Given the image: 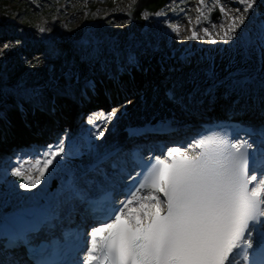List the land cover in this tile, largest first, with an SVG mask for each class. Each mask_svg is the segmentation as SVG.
I'll return each instance as SVG.
<instances>
[{
    "label": "rangeland",
    "instance_id": "rangeland-1",
    "mask_svg": "<svg viewBox=\"0 0 264 264\" xmlns=\"http://www.w3.org/2000/svg\"><path fill=\"white\" fill-rule=\"evenodd\" d=\"M26 1L36 8L33 7L34 14H39L30 30L4 29L0 25V74L3 76L0 79V114L5 117L0 120L4 123L6 120L18 121L16 117L20 116L31 128L30 123L35 117L32 114V106H47L53 101L59 107L61 103L65 104L66 95L76 98L71 92L85 80L94 83L98 91L104 89L103 94L108 88L104 100L107 96L112 102L120 93L125 97V101L143 96L145 98L143 102H146L147 94L153 90L158 91L154 93L162 95L163 84L172 83L175 87L177 80L172 77L179 69L188 68V71L177 76L180 79L185 78L189 70L195 69L197 65L194 61L192 63L194 58H202L204 55V58L210 59L216 56L215 51H211L216 44L210 45L209 38L221 35L224 37L228 32L232 39H222L221 43L229 48L227 50L231 58L218 57L222 61L221 68L224 73L210 74L215 90L224 84L229 89L240 88L243 92L250 93L252 90L259 91L260 85L264 83V73L257 71L256 68L258 59L253 54L252 47L257 44L251 33L253 27L261 29L264 35V15L260 20L248 21L252 15L251 9L260 5L262 0H169L155 13L149 14L145 10L142 12L145 18L143 27L136 26L126 16L136 0H46L50 2L49 6H52L48 12L40 9L38 0ZM90 6H93L92 10L89 9ZM215 10L219 11V15L211 20L209 16ZM261 13L264 14V7ZM10 16L11 19L14 17V20L17 17L15 20L17 23L25 21L24 17H19L15 12L10 13ZM91 17L97 21L92 23L89 21ZM66 31L81 36L83 43L87 45L80 47L77 39L68 36ZM12 32L17 35L11 36ZM263 35L261 34L258 39H261L260 42L264 45ZM55 36L62 38L59 42L62 45H57ZM98 47L111 53L101 54L102 51H99ZM117 49H122L120 50L122 52L115 54L114 51ZM261 50L264 52V46ZM167 54L171 55V59L167 58ZM241 57L243 63L230 69L234 63L233 59ZM156 65H161V73L153 76L151 81L145 84L140 83L139 88L132 87L129 81L135 71L150 70ZM11 68L13 75L15 74L13 88L17 92L16 95L11 92L6 82V74ZM200 68L210 71V67L204 63H200ZM74 74H78L77 82L72 81ZM107 74L111 75V78L105 77ZM34 77L41 79L32 81ZM115 81L119 83L118 87L114 86ZM36 84L46 85V88L40 92L30 90ZM153 84L158 87L154 88ZM22 88L28 90L24 95L20 93ZM38 93L45 96L36 100L35 94ZM238 98L240 97L235 98L236 101ZM7 101L12 102L14 106L5 105ZM116 105L117 103L109 106L103 102L96 103L90 108V112L87 111L82 116L77 124L78 128L83 130L87 123L96 122L97 129L107 130L110 124L106 117ZM219 105L224 106L225 103ZM56 106L57 112L68 110L66 105L64 108ZM30 115L33 118L27 120V116ZM68 119L69 115L65 120ZM38 124L35 128L40 133L38 136L40 140L42 134L50 130V127L45 128L42 122ZM62 137H57L58 149L61 147ZM25 145H9L8 151L1 150L0 168L23 163L30 167L37 165L36 162L41 161L37 149H33L32 145ZM26 151L27 154L24 155ZM262 173L264 169L255 174L258 180L264 179Z\"/></svg>",
    "mask_w": 264,
    "mask_h": 264
},
{
    "label": "snow or ice",
    "instance_id": "snow-or-ice-1",
    "mask_svg": "<svg viewBox=\"0 0 264 264\" xmlns=\"http://www.w3.org/2000/svg\"><path fill=\"white\" fill-rule=\"evenodd\" d=\"M247 147L201 140L152 158L139 184L145 194L91 232L87 264H241L258 228L264 244V179L249 176Z\"/></svg>",
    "mask_w": 264,
    "mask_h": 264
},
{
    "label": "bare ground",
    "instance_id": "bare-ground-1",
    "mask_svg": "<svg viewBox=\"0 0 264 264\" xmlns=\"http://www.w3.org/2000/svg\"><path fill=\"white\" fill-rule=\"evenodd\" d=\"M262 1L263 2L260 5H257V7H254V9H251L252 10L251 14L254 15V17L251 15L248 21H253V19L260 20V18H263L264 14L261 13V10L262 7H264V0ZM218 29L220 30L219 27ZM251 33H252V39L256 40L255 44H257L255 45L257 48L255 46L252 47L253 54L258 59V67L256 68L257 71L259 72L261 71V73L262 72L264 73V52H262L261 50L263 49L264 45L260 42L261 39H258L259 37H261L260 36L261 34L263 35V33L261 29H256L253 27L251 29ZM228 34L230 33L228 32ZM221 37L222 35L220 37L209 38V41H211L210 45L216 44L211 50V51H215L216 56H213L210 59L204 58V55L202 58L200 57L194 58L192 60V63L195 62L197 66L195 67V69L189 70L190 72L187 76H185V78L180 79L177 78V76L180 75V73L182 72L188 71L187 70L188 68L179 69L172 77V78H176L175 80H177L175 81L176 84L174 88L177 92L176 95L184 98L186 102L188 100L189 104H192L193 100L198 96L202 98L201 103H196V105L190 106L188 107V109L180 110L181 113L175 115V120L180 125H184L185 127L184 130L180 131L181 134L180 136L182 137V140H180L178 143L170 142V146L172 148L178 147L181 148V150H189L191 147L190 146L191 142L188 140V136L196 127L195 124L196 117L211 114L213 110L208 109L211 106L217 107L219 104L225 103L223 107L228 108L229 105H226V103L228 102L229 99H230V104H232V106L235 105L237 107H240L242 115L248 116L255 123V125L260 126L261 124H264V86L263 85H261L260 87L261 90L259 93L254 92L252 90L250 91L249 94H246V96L242 95L243 90H241L240 88L229 89L224 84L217 87L216 90L214 88V83L212 82V78L210 74L217 75V73L219 72L224 73L223 69L221 68L222 61L218 57L228 56V59L231 58L230 55L228 54L229 51L227 50L229 48H227L226 44L221 43L222 42ZM167 55H168L167 58L171 59L170 57L171 55L170 54ZM242 58L243 57L234 58L233 59L234 63L230 69L242 64L243 63ZM200 63L201 64L204 63V65L205 64L208 65L210 67V71L200 68ZM160 69H161V65L158 66L156 65L150 70L141 69L140 71H135L133 75L130 77L129 82L131 83L132 87H134L135 89L139 88V85L142 81L143 84L147 83L149 80L151 81V78L153 76L159 74ZM232 74L234 75L235 73ZM190 83L191 85H189ZM118 84L115 81L114 86L118 87ZM104 85L106 84L104 83ZM153 87L157 88L158 85L155 86L153 85ZM104 88L106 89L105 86ZM103 91L104 89L99 91L97 90L96 92L95 90H86L82 86L75 88L71 93L73 94L74 97H76V99L78 97V99L75 105L72 107V109L73 108L76 109V106L80 105L79 109L74 111L76 112V117L81 116L80 115L81 111H82V115L85 114V112L87 111L90 112L91 111L90 108L96 103L103 102L106 104H111V102L108 99L106 100L103 99L105 97ZM147 96L148 97L146 98V102H143L145 100L143 96H139L136 100L130 99L125 101L124 100L125 97H123L122 94L118 93L116 99L112 101L117 103L116 108L113 109V111L117 110V112L115 116L108 114L106 117L107 122L110 123V126L119 125V124L122 125L128 122V120L130 119L132 120V122L136 121L139 118V115L141 114H145L146 116L151 117L154 114H156V110L158 109L160 111L165 110L167 112V107L169 106V103L164 99L163 94L162 95L153 94L152 92V93H148ZM236 97H240V98H238L236 101L235 99ZM55 106L56 105L53 101H50V103L47 104V106H42V107L37 105L32 106L33 107L32 114L35 116L34 117L35 119L31 115H30L31 117L27 116V120H31L33 118V120L30 123L31 128L29 124L27 125L25 124L26 121L24 122L20 116L18 117L15 116L16 120L18 121L8 120L4 123L0 120V124H1L0 137L4 136L5 139L3 142H0V151L1 150L8 151L7 149L9 145L20 146L25 144H27L28 146L32 145V147L34 148L35 147L39 148L37 151L40 150L44 151V156L41 158V163L35 166L30 167L25 163H23L13 167L3 166L0 168V216L1 217L3 216V212L10 208L17 207L20 205H25L28 203L36 204L47 201L53 206L52 210L54 211L56 220H58V222H63L67 224L70 223L71 221H74L75 224L76 223L75 220L77 219L75 211L78 209L79 205L76 204L74 198L72 197L69 191L70 186L76 185L81 189H85L88 186H92L94 184L93 182L95 181L91 178H88V175L96 174L97 173L96 171H101L103 164L102 159L94 162L93 159L96 157L99 151L107 152L111 148L116 146L117 141L113 139V135L110 134L109 129L99 130L97 129V123L94 122V123H89L92 126V128L89 131H83L77 137L76 140L80 138V141H78L77 146L76 147L71 146L69 152L67 154L64 153L63 152L64 139L62 141L61 147L58 149L59 139L57 137L58 136L62 137V135L67 131L65 130V127L67 125H63L64 121H66L65 120L66 111L61 110L60 112L58 111L56 113ZM57 108H64V107L61 103ZM129 117L130 119H126ZM1 118H5L3 114H0V119ZM72 118H73V114H72ZM39 119L41 121H39ZM72 121L73 120L71 119V122ZM39 122H42L45 128L49 127L50 125L51 126L55 125V129L57 128V132H56L57 134H55V131L54 133H52L49 132L48 130L47 132H44L42 134L43 136H41L39 140L38 136L40 135V133L35 128L36 124H38ZM74 124L72 123L71 125ZM70 135L71 132H68L67 137H69ZM261 137L264 139V134H262L258 138ZM118 138H120V136ZM46 139L47 142H45ZM87 141L89 144L91 142L98 144V150L96 151V153H92L90 151V145L86 144ZM57 152H59V155H55V157L53 158L52 154ZM26 154L27 151L24 152V155ZM260 155L264 156V152H261ZM49 159H51V163L48 164L47 167H44L43 162ZM103 159H106V157L103 156ZM17 168H20L21 171V175L19 176L18 175L15 176L14 174ZM40 172H43L42 176L40 175ZM64 175H70L72 176L73 179L72 184L68 186V189L66 188L67 186L63 185ZM19 177H23L24 179H26L25 182L23 181L17 183L16 179ZM36 179L39 180L38 184H35V186H28L30 180H36ZM53 181H57V184L55 185L54 188L51 189V184ZM103 181L106 180L103 179ZM88 241L90 244L91 235H89ZM252 242H255L256 245L259 242V238H255L252 235ZM0 264H21V263L20 261L16 262L15 260H13V255L11 254L8 255V253L6 254L3 253L0 259ZM241 264L244 263L241 262Z\"/></svg>",
    "mask_w": 264,
    "mask_h": 264
},
{
    "label": "trees",
    "instance_id": "trees-1",
    "mask_svg": "<svg viewBox=\"0 0 264 264\" xmlns=\"http://www.w3.org/2000/svg\"><path fill=\"white\" fill-rule=\"evenodd\" d=\"M42 1V0H38ZM14 3V5H11ZM30 2L24 0V2H21V0H0V25L4 29H10V28H25L30 30V26L35 22V19L39 17V14H34V10ZM35 8V7H34ZM52 6H49V3L46 2V5H43L40 9L43 10V12H48L50 11ZM36 9V8H35ZM49 9V10H48ZM89 9H93V6H90ZM18 13L19 17L22 16V18H25L24 23L22 22L21 24L15 23L10 16V13ZM89 21L96 22L97 20L94 19V17L89 18ZM66 34L71 36L72 38L77 39L78 44L83 47L86 46V43H83V38L81 36H75L71 31H66ZM11 36H14L11 34ZM87 49V47H86ZM99 51H102L101 53L104 52L102 48H98ZM13 68V67H12ZM12 68L10 72L7 73V80L6 82L8 83V87L10 88L11 92H16L14 87V76L12 73ZM10 75V76H9ZM2 75L0 74V79H2ZM41 79L40 77H34L32 78L33 80H38ZM11 83V84H10ZM23 91H26L25 89Z\"/></svg>",
    "mask_w": 264,
    "mask_h": 264
},
{
    "label": "water",
    "instance_id": "water-1",
    "mask_svg": "<svg viewBox=\"0 0 264 264\" xmlns=\"http://www.w3.org/2000/svg\"><path fill=\"white\" fill-rule=\"evenodd\" d=\"M168 1L169 0H136L126 16L131 18L137 25L142 27L145 23L142 12L146 10L148 13H155ZM218 15L219 12L215 10L210 14V18L214 19Z\"/></svg>",
    "mask_w": 264,
    "mask_h": 264
}]
</instances>
